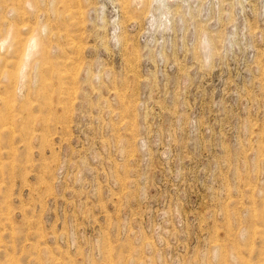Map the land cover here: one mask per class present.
<instances>
[{
  "label": "rangeland",
  "instance_id": "1",
  "mask_svg": "<svg viewBox=\"0 0 264 264\" xmlns=\"http://www.w3.org/2000/svg\"><path fill=\"white\" fill-rule=\"evenodd\" d=\"M0 264H264V0H0Z\"/></svg>",
  "mask_w": 264,
  "mask_h": 264
},
{
  "label": "bare ground",
  "instance_id": "2",
  "mask_svg": "<svg viewBox=\"0 0 264 264\" xmlns=\"http://www.w3.org/2000/svg\"><path fill=\"white\" fill-rule=\"evenodd\" d=\"M29 44V43H28ZM37 45V44H36ZM35 46V45H34ZM29 47V46H28ZM26 48V47H25ZM30 48V47H29Z\"/></svg>",
  "mask_w": 264,
  "mask_h": 264
}]
</instances>
